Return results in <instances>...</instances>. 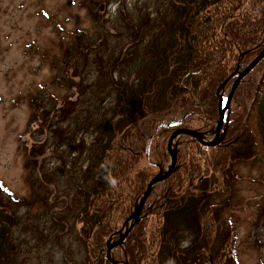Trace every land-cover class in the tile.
<instances>
[{
	"label": "trees",
	"instance_id": "trees-1",
	"mask_svg": "<svg viewBox=\"0 0 264 264\" xmlns=\"http://www.w3.org/2000/svg\"><path fill=\"white\" fill-rule=\"evenodd\" d=\"M103 5L116 7L109 19ZM85 9L91 27L63 44L51 85L30 103L29 194L0 184V264H112L109 241L169 162L171 135L210 136L220 86L264 47V0H86ZM263 62L239 85L220 144L184 136L116 261L238 263L241 168L260 165L254 182L264 187V75L250 95L246 80ZM255 206L253 229L264 233V194Z\"/></svg>",
	"mask_w": 264,
	"mask_h": 264
},
{
	"label": "rangeland",
	"instance_id": "rangeland-1",
	"mask_svg": "<svg viewBox=\"0 0 264 264\" xmlns=\"http://www.w3.org/2000/svg\"><path fill=\"white\" fill-rule=\"evenodd\" d=\"M85 2L0 0V184L19 197L29 194L21 151L25 144L30 146L33 142L27 131L31 100L41 89L51 85L52 62L61 56V47L70 40L72 33L91 27ZM115 10V6H105L102 13L109 19ZM263 75L264 62L246 79L250 85L247 86L249 95ZM231 89L232 83L222 91L224 100ZM59 93L63 95L60 90ZM213 139L212 135L207 137L208 141ZM184 141V137L178 139L177 151ZM170 162L169 157L161 171L168 169ZM241 172L245 180L239 188L242 207L238 214L237 264H264V233L253 229L255 204L264 194V187L254 179H260L263 168L260 165L243 166ZM118 258L122 260V257Z\"/></svg>",
	"mask_w": 264,
	"mask_h": 264
},
{
	"label": "water",
	"instance_id": "water-1",
	"mask_svg": "<svg viewBox=\"0 0 264 264\" xmlns=\"http://www.w3.org/2000/svg\"><path fill=\"white\" fill-rule=\"evenodd\" d=\"M101 9H104V6L101 7ZM264 60V47L261 50L260 54L243 70H240V68H237V70L220 86L218 90L219 95V120L217 122L216 128L210 132V135L214 136V139L212 141H208L207 133H201L194 130H188V129H178L175 131L168 142V152L170 154L171 162L168 169L165 171H161L152 181L148 184L147 189L145 193L143 194L140 202L136 206L134 212L132 215L127 219L125 222L123 228L117 233L116 236H118L117 240L113 243L108 244V251H107V258L108 261L112 264H121L120 262L116 261L112 257V253L115 249L123 247L125 240L131 230L139 223L141 219V215L144 210V206L148 198L150 197L153 189L156 185L159 183L165 182L173 173L174 168L177 163V150H176V143L179 138L184 136H190L194 138L196 141L200 142L203 145L206 146H216L220 144V142L225 138V132L224 128H226V115L228 111L230 110V106L232 103V100L234 98V95L237 91V88L241 84V82ZM232 83V89L228 95V98L226 101H224L222 96V91L225 89L227 85ZM223 133V134H222ZM110 242H112L110 240ZM129 264V263H125Z\"/></svg>",
	"mask_w": 264,
	"mask_h": 264
}]
</instances>
